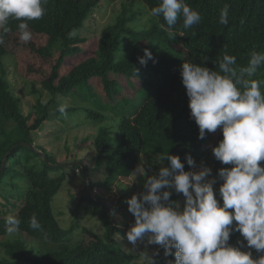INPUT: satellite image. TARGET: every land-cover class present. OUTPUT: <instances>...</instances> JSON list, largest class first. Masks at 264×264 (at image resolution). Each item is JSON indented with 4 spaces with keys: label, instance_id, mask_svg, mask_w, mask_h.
Returning <instances> with one entry per match:
<instances>
[{
    "label": "trees",
    "instance_id": "1",
    "mask_svg": "<svg viewBox=\"0 0 264 264\" xmlns=\"http://www.w3.org/2000/svg\"><path fill=\"white\" fill-rule=\"evenodd\" d=\"M103 1L47 0L44 17L26 21L29 29L55 38L47 51L55 62L49 77L42 83L51 96L53 108L58 111L55 95L77 97L91 106L80 107L86 118L100 126L93 142L95 165L104 164L108 171L106 181H91L89 167L82 162L87 169L92 197L96 186L102 187L114 178L128 176L122 166L132 153L154 154L159 159L166 154L179 156L184 171H191L197 166L206 155V134L203 139L198 138V126L188 111L189 101L180 74L182 64L189 62L219 72L218 62L224 54H229L236 57L233 67L239 73L241 68L247 67L253 50L264 52V0H184L199 12L201 21L190 29H184L182 19H178L171 30L162 16L154 17L151 14V9L158 6L160 0H140L154 17L152 26L137 32L128 28L136 13L129 14L126 6L113 24L102 31L98 41V57H88L59 78L62 62L82 52L79 45L84 39L79 38L77 32ZM225 6L228 8L226 25L220 23V13ZM153 39H157L154 44ZM145 49L152 54V59L146 65H141L139 60L144 56ZM179 49L185 52V57H181ZM37 52L42 54L44 51L39 49ZM4 56L5 51L0 47V64ZM120 76L133 91L129 99L118 97L124 90L118 81ZM94 79L99 80L103 94L92 85ZM252 79L264 80V65L258 68ZM261 91L264 92V85ZM41 113L29 124L18 100L10 92L8 81L3 74L0 75V166L3 156L10 151L0 175V189L5 179H9L5 183L9 191L21 189L16 197H5L0 191V236L6 234L8 216L20 219L22 230L29 226L30 217L38 213L40 218L35 216L41 229L37 230L36 236L53 243L52 247L35 250L19 237L5 241L1 244L3 255L0 256V264H131L138 255L117 248L114 240L116 232L126 238L127 231L111 225L105 211L92 201L85 187L79 193V206L85 214L104 220V236L101 238L91 233V239L86 244L70 242L72 229L60 227L52 216L51 207L54 196L65 180L64 174L51 177L50 173L59 171V168L47 166L39 154L28 147L20 146L12 150L20 143L35 144L32 133L50 119L45 105L41 106ZM110 115L117 118L118 139L113 147L110 127L100 124ZM35 148L45 154L47 162L57 164V159L43 147ZM186 157L192 158L194 166L187 164ZM34 159L39 161L41 167ZM163 162L166 167L169 166L166 159ZM222 167L223 164L214 157L215 177ZM74 169L81 173L78 167ZM20 176L25 178V182L19 185L15 181ZM23 209L33 213L19 216L16 210L21 212ZM131 225L129 223L127 227ZM239 236V232H232L228 243L239 247ZM259 256L261 253L254 249L252 258ZM155 258L162 264L161 253ZM171 261H174V256H171Z\"/></svg>",
    "mask_w": 264,
    "mask_h": 264
},
{
    "label": "clouds",
    "instance_id": "2",
    "mask_svg": "<svg viewBox=\"0 0 264 264\" xmlns=\"http://www.w3.org/2000/svg\"><path fill=\"white\" fill-rule=\"evenodd\" d=\"M46 2L0 0V44L4 43V34L11 31L10 20L23 21L18 24L19 39L30 41L32 34L26 21L42 19ZM151 14L162 16L170 30L178 19H182L184 29L201 21L199 12L184 0H160ZM220 23H228L227 6L221 10ZM151 59L152 54L145 49L139 63L146 65ZM235 64V56L224 54L218 62L219 72L185 62L180 73L190 116L199 129L198 138L203 139L206 130L214 133L219 128L222 133V139L212 149L217 161L232 166L218 170L222 204L214 195L216 179H206L211 175L210 168L184 171L179 156L168 154L162 155L160 162L166 159L169 166L148 176L145 191L126 201L134 217V224L125 233L127 241L135 248L138 241L147 237V244L158 245L165 257L174 256L168 264H264V255L253 259L251 251H241L228 243L230 234L239 232L246 245L240 241L237 244L264 253V80L252 79L264 65V52L253 50L247 67L239 73ZM58 111L64 115L66 107L60 106ZM185 159L194 166L191 157ZM139 173L145 175L144 168L138 167L132 174ZM168 189L183 195L182 210H175V201L169 202L172 192ZM6 224L9 237L20 231L17 217L8 216ZM29 226L41 229L35 215L30 217ZM158 255L141 253V264H156L153 257Z\"/></svg>",
    "mask_w": 264,
    "mask_h": 264
},
{
    "label": "rangeland",
    "instance_id": "3",
    "mask_svg": "<svg viewBox=\"0 0 264 264\" xmlns=\"http://www.w3.org/2000/svg\"><path fill=\"white\" fill-rule=\"evenodd\" d=\"M126 6L129 9V14L136 13V18L127 25L128 28L137 32L146 30L154 24V17L140 0H104L100 8L88 16L83 24L84 27L77 32V36L84 39V42L79 45L82 52L76 56L68 57L62 62L59 68V78L67 75L75 65L88 57H98V41L102 31L113 24L117 15ZM21 22L23 21L10 20L8 27L11 31L3 36L4 43L0 44V47L5 51V56L1 60L0 75L3 74L6 81H8L10 92L18 100L20 109L29 124H32L36 118L42 115L41 106L45 105L47 108L50 119L46 120L36 132L32 133L35 147H43L46 152L57 159V164L75 161L84 162L89 167L91 181L93 180L94 183L105 182L108 178V171L104 168V164L96 167V154L93 143L100 126L87 119L85 112L80 108L82 105L91 106L88 103L82 102L77 97L55 95L54 102L58 106V109L60 106H65L66 114L62 115L53 108L51 96L43 88L42 83L49 77L51 67L55 62V58L48 56V50H50L55 38L28 28L32 34V38L27 43L21 42L18 29V24ZM156 42L157 39L152 40V44ZM176 46L178 50L179 47L178 45ZM39 49H43L44 52L42 54L38 53ZM179 53L182 58L185 57L183 50H180ZM118 81L124 89L118 95L119 99L131 98L133 91L126 85L123 77H118ZM91 83L99 89L98 92L103 94L98 79L92 80ZM188 111L190 112L189 108ZM116 121L117 118L110 115L100 123L101 125L110 127V133L113 138L111 142L112 147L118 139ZM221 138L222 133L219 128L214 133H208L206 130V143L204 146L206 155L191 170L195 172L199 171L202 167L210 168L211 175L206 179H216L217 182L213 185V188H219L222 184L218 176L215 177L213 174L214 155L212 153V149L217 146ZM33 161L36 162L38 167H41L37 159ZM261 166L264 167V161L261 162ZM138 167L144 168L145 175L143 173H139L138 175L132 174ZM161 167H166V164L164 162L161 163L160 159L155 157L154 154L144 153L138 155L132 153L122 166V169L128 173V176L114 178L102 187L96 186L93 198L101 200L104 205L110 208L114 220L119 226L127 227L129 223L134 224V217L128 211L126 201L133 195L139 196L143 193L145 191L144 182L147 177L155 176ZM231 167V165H223L222 168ZM60 174H64L65 180L51 203L53 218L58 221L62 229H72L69 235V241L72 243L81 242L86 244L91 239L89 236L91 233L103 238L104 220L85 214L79 206V193L84 187L80 171L73 170V167H64L60 168L57 172H51L50 176L56 177ZM22 177H18L19 180L15 181V183L19 185L23 184L25 178ZM8 182L9 179L4 180L0 191L5 197H16L20 194L21 189L9 191L5 184ZM168 190L172 192L170 200L179 196V193H176L174 190ZM14 201L12 200V202ZM217 201L222 204V201ZM16 211L19 213V216L24 213H33L27 209H23L21 212L19 210ZM34 214L40 218L38 213ZM36 232L37 230L26 226L12 237H9L7 234L0 236V256L3 255L1 244L18 237L24 239L27 245L35 250H41L53 245V243L37 237ZM114 240L117 248L127 253L138 255V258L131 264H141V253H146L148 256H153L155 252L161 253V248L158 245L147 244V237L142 242L138 241L135 248L125 237L117 232L114 234ZM238 241L246 245V241L243 240L241 235L238 237ZM239 247L241 251H251L253 257L254 249ZM155 257L153 258L156 264H159Z\"/></svg>",
    "mask_w": 264,
    "mask_h": 264
},
{
    "label": "water",
    "instance_id": "4",
    "mask_svg": "<svg viewBox=\"0 0 264 264\" xmlns=\"http://www.w3.org/2000/svg\"><path fill=\"white\" fill-rule=\"evenodd\" d=\"M20 146H25V147H28L30 148L31 150L35 151L36 153L39 154L40 158L46 163L47 166L49 167H52V168H64V167H75L77 166L80 170H81V176H82V180H83V183H84V187H85V190L87 192V194L91 197L92 201L97 203L104 211L105 213L107 214L108 218H109V221L111 223V225L115 228H117L118 230H121V231H128L130 227H123V226H119L116 224V221L114 220V217L112 215V213L109 211V209L107 208L106 205H104L103 203L101 202H98L95 198H93L91 196V191H90V187H89V179H88V174H87V169H86V166L78 161V162H66V163H61V164H50L49 162H47L46 158H45V154L42 153L41 151L37 150L34 145H30V144H25V143H20L18 144L17 146L13 147L12 150L20 147ZM10 151L7 152L2 160H1V166H0V175H1V172L2 170L4 169V166H5V162L7 160V157L9 155ZM219 188H213L214 190V195L216 197L217 200L219 201H222L221 198H220V195H219V191H218ZM191 191V190H190ZM176 202V205H178V207H175V210L177 211H180L182 210L183 208V205H184V201H185V198L183 197L182 194H179V196L174 200ZM261 255H264V253H261ZM168 261H171V256H167L165 257L164 255V251L163 249L161 248V263L162 264H168Z\"/></svg>",
    "mask_w": 264,
    "mask_h": 264
},
{
    "label": "built area",
    "instance_id": "5",
    "mask_svg": "<svg viewBox=\"0 0 264 264\" xmlns=\"http://www.w3.org/2000/svg\"><path fill=\"white\" fill-rule=\"evenodd\" d=\"M94 193H95V190H94Z\"/></svg>",
    "mask_w": 264,
    "mask_h": 264
}]
</instances>
